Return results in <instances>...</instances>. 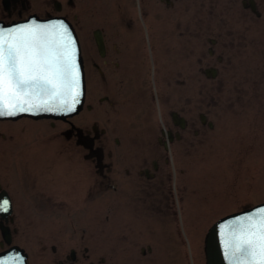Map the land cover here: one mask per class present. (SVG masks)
Returning <instances> with one entry per match:
<instances>
[{
    "label": "flooded vegetation",
    "instance_id": "af4514ba",
    "mask_svg": "<svg viewBox=\"0 0 264 264\" xmlns=\"http://www.w3.org/2000/svg\"><path fill=\"white\" fill-rule=\"evenodd\" d=\"M31 17L70 22L92 98L69 121L0 120V264H172L187 193L171 170L219 131L222 66L247 57L264 94V0H0V29Z\"/></svg>",
    "mask_w": 264,
    "mask_h": 264
},
{
    "label": "rangeland",
    "instance_id": "374dc122",
    "mask_svg": "<svg viewBox=\"0 0 264 264\" xmlns=\"http://www.w3.org/2000/svg\"><path fill=\"white\" fill-rule=\"evenodd\" d=\"M247 61L244 57L237 65L222 64L223 76L210 79V111L222 117L217 124L219 131H211L208 146H201L192 159L176 163L171 170L179 191L187 193L183 212L178 208L184 220L178 226L180 237L172 239L175 250L172 264H200L198 254L201 264H205L204 237L213 223L227 214L264 202V138H253L250 132L253 106L258 110L262 100L264 107V94L261 99L252 100L255 96L251 95L253 81ZM91 98L89 89L85 102L90 103ZM237 107L243 113L236 114ZM98 212L99 238L106 245L110 223L104 207L99 205ZM168 227L173 233L175 227L172 224ZM166 238L162 237L160 249H167Z\"/></svg>",
    "mask_w": 264,
    "mask_h": 264
},
{
    "label": "snow or ice",
    "instance_id": "6c2138e0",
    "mask_svg": "<svg viewBox=\"0 0 264 264\" xmlns=\"http://www.w3.org/2000/svg\"><path fill=\"white\" fill-rule=\"evenodd\" d=\"M79 87L75 42L63 23L0 29V115L33 107L53 111L50 101L70 95L75 103ZM74 103L62 110L75 111ZM8 203L3 201L0 210L7 211ZM232 235L233 264H264V208L240 219Z\"/></svg>",
    "mask_w": 264,
    "mask_h": 264
},
{
    "label": "water",
    "instance_id": "95a60500",
    "mask_svg": "<svg viewBox=\"0 0 264 264\" xmlns=\"http://www.w3.org/2000/svg\"><path fill=\"white\" fill-rule=\"evenodd\" d=\"M63 21V22H62ZM63 23L68 31L71 33L72 40L75 42V49H76V61L80 70V87H79V96L76 98V102L74 103L72 97L70 95H65L62 97H58L55 101H50V105L54 107L55 110L48 111L45 108H36L33 107L30 111L27 112H18L15 115H0V119H16L19 117L27 116L34 119H41V118H51V119H64L66 117H71L77 114L83 107L84 97H85V82H84V72L82 66V59L80 56L79 46L75 37V34L72 28L69 26L67 22L64 20H33L30 19L27 22L12 25L19 26V25H40V26H47V25H54ZM11 28V29H12ZM9 29L8 31H10ZM46 99V98H44ZM61 100L66 101L63 105H61ZM41 101H36V103H40ZM75 107V111H65L62 109H66L69 104H73ZM27 107V105H25ZM264 208V203L256 205L251 208L244 209L242 211L229 214L218 221H216L208 230L205 235L204 239V253L206 264H233L234 257H233V235L232 229L237 224V222L247 216H257L259 210Z\"/></svg>",
    "mask_w": 264,
    "mask_h": 264
}]
</instances>
